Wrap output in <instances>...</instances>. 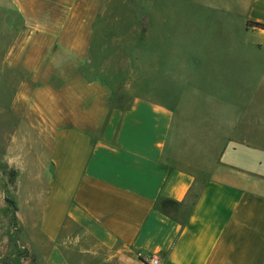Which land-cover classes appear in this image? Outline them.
<instances>
[{
	"label": "crops",
	"instance_id": "crops-1",
	"mask_svg": "<svg viewBox=\"0 0 264 264\" xmlns=\"http://www.w3.org/2000/svg\"><path fill=\"white\" fill-rule=\"evenodd\" d=\"M100 14L102 53L67 51L70 70L145 79L96 132L41 144L42 192L17 170L28 248L43 264H264V29L247 25L264 0H102Z\"/></svg>",
	"mask_w": 264,
	"mask_h": 264
},
{
	"label": "rangeland",
	"instance_id": "rangeland-1",
	"mask_svg": "<svg viewBox=\"0 0 264 264\" xmlns=\"http://www.w3.org/2000/svg\"><path fill=\"white\" fill-rule=\"evenodd\" d=\"M100 12L102 0H0V264H43L16 226L17 170L29 163L28 177L42 192L41 144L61 127L96 132L145 79L97 65L70 70L67 51L102 53Z\"/></svg>",
	"mask_w": 264,
	"mask_h": 264
},
{
	"label": "built area",
	"instance_id": "built-area-1",
	"mask_svg": "<svg viewBox=\"0 0 264 264\" xmlns=\"http://www.w3.org/2000/svg\"><path fill=\"white\" fill-rule=\"evenodd\" d=\"M137 264H161V259L157 254H149L146 256H137Z\"/></svg>",
	"mask_w": 264,
	"mask_h": 264
},
{
	"label": "trees",
	"instance_id": "trees-1",
	"mask_svg": "<svg viewBox=\"0 0 264 264\" xmlns=\"http://www.w3.org/2000/svg\"><path fill=\"white\" fill-rule=\"evenodd\" d=\"M247 25L250 26V27H257V28H260V29H264V24L248 22Z\"/></svg>",
	"mask_w": 264,
	"mask_h": 264
}]
</instances>
